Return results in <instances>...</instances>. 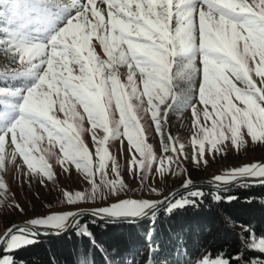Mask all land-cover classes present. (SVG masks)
I'll use <instances>...</instances> for the list:
<instances>
[{
  "label": "snow or ice",
  "instance_id": "1",
  "mask_svg": "<svg viewBox=\"0 0 264 264\" xmlns=\"http://www.w3.org/2000/svg\"><path fill=\"white\" fill-rule=\"evenodd\" d=\"M18 2L27 11V17L22 13L19 20L21 28L0 39V52L10 58V64H19V67L5 68L0 76L27 74L33 77V82L24 89L0 88V169L8 155L6 148L15 146L11 155L14 157L18 153L22 156L31 173L49 180L53 178L44 156L35 160L32 155L43 139L37 133L38 127L47 133L49 144H59L63 152L59 163L65 166V171H68L67 165L74 164L86 173L93 185V196L96 172L100 173L101 181L110 190L119 191L117 181L106 180L105 169L111 157L101 146L108 139L107 134L116 135L123 125V135L127 136L130 151L134 149L141 157L137 160L133 156L131 164H138L141 169L150 168L153 159L151 147L144 141L131 100L134 98L144 104L143 97L147 96V111L151 113V120L163 140L167 110L185 94L173 90L177 79L188 82L186 93L191 96V101L186 107L192 108L194 125L200 126V111L194 104L197 97L199 104L205 106L204 119H212L211 128L215 135L208 129H202L205 134L198 141L199 155L205 151V142L217 150L224 140H231L234 145L243 144L242 128L247 129L254 142L264 141V0H251V3L248 0H149L146 5L136 4V12L131 11L127 3L109 4L116 15L124 13L128 21L111 19V30L119 33L111 42L106 35L109 25L103 21L96 0ZM90 17L95 19L94 23ZM173 18L176 26L174 34L170 35ZM93 34L103 45L107 60H101L91 50L89 42ZM139 38H143L142 43L133 42ZM198 57L202 58L203 78L197 91L196 79L201 73L196 64ZM253 63L255 67H252ZM70 64L78 66L79 77H72ZM173 64L176 65L175 72L172 71ZM118 65H127L129 69L126 86L121 85L118 79ZM136 69L143 78L142 92L135 84ZM252 73L259 78L260 86L252 78ZM94 75L99 77L96 83L93 82ZM125 87L130 89L127 94ZM53 96L60 97L58 110L64 113V120L50 114L56 103ZM233 97L244 107L235 105ZM113 99L120 120L110 128L108 109ZM169 100L172 103H168ZM77 105L83 107L93 129L100 127L106 133L102 140L96 141L98 164L95 170L87 147L79 139L78 129L84 117L77 111ZM161 105H165L163 113ZM208 105H211V112L207 110ZM168 140L172 141V137L168 136ZM163 150L166 153L179 151L167 143ZM171 159L169 157V161ZM112 163L113 172L119 175L115 161ZM160 171L163 174L164 169ZM237 177L258 178L259 182H264V164L235 168L215 176L214 180L223 183ZM119 185L122 187L123 182L120 181ZM6 188L0 180V192L6 194ZM66 195L69 203L88 198L84 193H76L75 199ZM188 202L176 201L172 206H183ZM152 203L150 200L123 199L109 207L97 208L95 214L135 216ZM15 207L23 211L19 204ZM76 215L78 212L52 213L31 219L27 224L59 228ZM21 242H32L31 233L26 235L25 228L14 225L0 237V243L8 245L7 250ZM256 242L253 238V243ZM260 242L264 243V238H260ZM0 264H10V258L3 257ZM203 264H209L208 260L205 259ZM211 264L229 262L215 259Z\"/></svg>",
  "mask_w": 264,
  "mask_h": 264
},
{
  "label": "rangeland",
  "instance_id": "2",
  "mask_svg": "<svg viewBox=\"0 0 264 264\" xmlns=\"http://www.w3.org/2000/svg\"><path fill=\"white\" fill-rule=\"evenodd\" d=\"M86 2V0H84ZM175 2V0H174ZM251 3V0H248ZM129 4L131 11L136 12V4L146 5L149 0H96V5L101 11L103 21L109 25V31L106 33L109 41L111 42L114 36H117L118 30L115 32L111 30V19L124 20L126 23L127 17L124 13L120 15L115 14V9H110L109 4L123 5ZM128 10L126 9L125 12ZM27 17V11L18 2V0H0V29L7 31H0V39L7 38L6 35L16 32L21 28L19 22L21 14ZM110 13L112 15L110 16ZM74 14V13H73ZM92 23L95 19L90 17ZM147 19V17H146ZM196 23L198 25L199 19L197 17ZM175 18L170 21L169 32L170 35L174 34L175 29ZM101 35H105L103 31H100ZM133 35H135L133 33ZM134 43H142L143 38L134 39ZM90 47L94 55L99 57L101 60H107V54L104 51L103 45L100 40L97 39L96 34H93L90 38ZM242 46V42H241ZM127 48V45H124ZM50 51V50H49ZM58 51H60L58 49ZM87 52L85 51V55ZM197 67L201 68V73L196 79V88L199 89V85L203 78L202 73V58H197ZM73 71L72 77H79L80 72L78 66L69 65ZM256 65L253 63L252 67ZM19 67V64H10V58L6 57L0 52V72H3L5 68L9 70L11 68ZM127 65L117 66V75L121 85H127L128 76ZM172 71H176V65L173 64ZM136 75L134 77L135 84L139 91H143L144 83L143 78L139 74V70H135ZM67 75V73H65ZM252 78L259 85V78L254 73L251 74ZM99 77H93V82H98ZM33 82V77L27 74H16V75H4L0 76V88L10 89H24L30 86ZM110 83V82H109ZM238 87H242L239 82ZM188 88V82L184 79H177L174 81L173 90L178 94L185 92L176 104L171 109L167 110V116L165 117L166 123L163 125V140L161 134L155 129V124L151 120V113L147 111V96H144V104H140L139 101L134 98L131 100L133 104V112L137 116L140 124V129L144 137V141L151 147L153 159L151 160L150 168L141 169L140 166L132 165L131 161L133 156L137 160L141 159L139 153L135 152L134 149L130 151L129 143L124 133V126H120V132L116 135L108 133V139L104 141L101 146L107 151L108 156L111 157L107 161V167L105 169L106 180L117 181L119 191L110 190L109 186L101 181L100 173H95L96 189L95 195L93 196V185L91 180L86 176V173L77 169L74 164L67 165L68 171L64 170L63 165L59 163V160L63 158V152H61L58 143L49 144L47 133L43 132L37 127V133L43 136V139L37 144L38 150H33L32 155L35 160H39L41 156H44L45 161L50 166V170L53 173L51 180L42 175H36L31 173L28 169L24 158L18 153L13 157L11 153L15 146L6 148L8 155L5 159V164L0 169V180L7 186L6 194L0 192V237L4 232L15 224L27 223L29 220L37 218L38 216L48 215L59 212H79L82 210L95 212L97 208L109 207L113 203L119 202L123 199L132 200H150L153 203L151 206L162 201L172 190L179 187L191 184V183H213V184H226L227 182H216L214 177L217 175H224L232 169L243 167L249 164H264V141H253L251 136L248 135L247 129L242 128L241 134L244 143L240 145H234L231 140H224L218 145L217 149H212L211 145L205 142V151L202 155L198 154L200 139L204 137V131L202 129H208L212 131V119L205 120L203 117V105L199 104L198 97L194 101L196 108L200 111V126L194 125L192 108L186 107L187 103L191 101V96H188L186 90ZM125 94L130 92V89L124 88ZM63 92H61V97ZM52 99L56 101L53 105L52 113L56 118L64 120V113L60 112L59 100L60 97L53 96ZM103 102V101H102ZM168 103H172L171 100ZM233 103L238 107L243 108L244 105L233 97ZM161 113L165 109V105H161ZM2 108V105H0ZM209 112L212 111L211 105L207 106ZM77 111L84 117L81 122V126L78 129L79 139L87 147L91 159L93 162V170L98 164V157L96 155L98 144L96 141L102 140L106 135L103 128L96 127L93 129V125L87 118V113L84 112L82 106L77 105ZM109 111V127H114V122L120 120L119 110L115 106V100L108 109ZM230 119V118H229ZM228 121L225 120V123ZM95 133V140H94ZM227 134V133H226ZM168 136L172 137V141L168 140ZM170 144V146L177 148V152H164V144ZM182 146V150L181 149ZM171 157V161H169ZM115 161L116 166L119 170V175L113 172V163ZM163 168V174L160 169ZM239 178V177H237ZM43 180V182H41ZM123 182V186L120 187L119 182ZM76 193L88 194V198L85 200H75L74 203H69L67 195H72L75 199ZM193 193H200L198 189L192 190L185 194H182L176 201H190ZM19 204L20 209H17L15 205ZM171 205V207H173ZM149 206V207H151ZM147 207V208H149ZM147 208L142 209L138 214H141ZM113 217L131 216L121 214L115 216L112 214H103ZM69 222L63 226L57 228L53 226L39 227L40 230L45 231H59L67 226ZM27 235V234H26ZM253 238L256 239V243H253ZM260 238L251 236L246 239L247 245L253 248L262 249L264 243L260 242ZM31 236V240L33 241ZM30 242H21L11 250H7L8 245L6 244L4 252L0 259L3 257L10 258V264H20L14 261L12 250L17 249ZM211 264L212 260L223 259V258H205ZM202 260L198 264H203L205 261ZM225 260V259H223Z\"/></svg>",
  "mask_w": 264,
  "mask_h": 264
},
{
  "label": "trees",
  "instance_id": "3",
  "mask_svg": "<svg viewBox=\"0 0 264 264\" xmlns=\"http://www.w3.org/2000/svg\"><path fill=\"white\" fill-rule=\"evenodd\" d=\"M196 189L190 202L171 207L192 190L143 221L82 218L61 237H33L11 253L20 264H198L206 257L264 264V250L246 242L264 238V183Z\"/></svg>",
  "mask_w": 264,
  "mask_h": 264
},
{
  "label": "water",
  "instance_id": "4",
  "mask_svg": "<svg viewBox=\"0 0 264 264\" xmlns=\"http://www.w3.org/2000/svg\"><path fill=\"white\" fill-rule=\"evenodd\" d=\"M244 183H249V184H261L264 182H259L258 178H247V177H239L236 178L235 180L226 183V184H213V183H191L182 187H179L175 190H172L161 202L153 205L150 208H147L142 214L139 216H121V217H113V216H108V215H97L95 212L92 211H79L78 215H76L73 219H71L66 226V228L60 230V231H45V230H40L36 226L28 225L27 223H19L15 224L14 226L16 228H25V233H31L32 237L36 238H41V237H61L69 232H71L74 227L76 226L77 222L82 219V218H92L101 222H108V223H119V222H140L151 215H153L156 211L159 209L163 208L167 204H169L174 198L179 196L180 194L193 190L196 188H209V189H214L218 191H226L229 190L237 185L244 184ZM3 236V235H2ZM6 244L0 243V256L1 253L4 249Z\"/></svg>",
  "mask_w": 264,
  "mask_h": 264
}]
</instances>
